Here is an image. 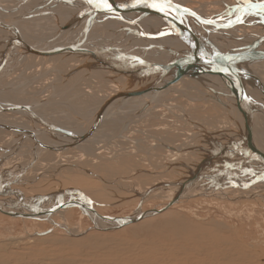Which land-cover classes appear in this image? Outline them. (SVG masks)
Wrapping results in <instances>:
<instances>
[{"label":"bare ground","instance_id":"1","mask_svg":"<svg viewBox=\"0 0 264 264\" xmlns=\"http://www.w3.org/2000/svg\"><path fill=\"white\" fill-rule=\"evenodd\" d=\"M14 1L15 0H0V62L2 61L0 64V153L3 155V157H0V212H4V214L9 213L14 218H38L36 220L44 218L54 221L52 218L53 215L64 214L67 212V210H69V206L66 207V202L68 201L71 206L76 204L81 209L82 216H87L92 220V225L95 229L101 228L110 231L113 229H120L121 227H124L132 222H137L141 219L143 220L145 218L156 216L162 212H165L169 207L174 206V204L178 203L182 198H186V195L188 196V194H190L192 191L199 193V190L194 187L202 183L209 184L207 190L210 191V193H212V190H219V195L221 192L223 197H227V194L224 191L227 189L224 187L225 185L236 187L242 186L236 190L241 193H249V196L246 195L245 197H254L253 199L261 197L264 201V193L262 192L264 191V187L261 186L264 185V145L262 144V142L264 143V140L260 141L256 139V136L258 135L257 131L260 129V126H264V77H262L261 74V72H264V27H262L261 30L256 29L257 25H260L258 22L261 23L260 19H262V22H264V8L261 7V5L264 4V0H238V2L232 0L235 2L234 7H225L224 10H218L214 15H204L202 11L200 13L197 9H188L186 7L180 9L179 11L174 8L175 11L171 14H178L182 16L185 18V22L178 18H170L171 16L168 17L164 13H150L146 15V11L143 10L146 8V6L143 2L141 3V0H110V2L119 3L131 9L136 7L134 8L135 10L131 12V16L129 18L132 19L129 21L123 19V15L118 9L115 10L113 8L112 11L104 10L107 12H102L101 8L100 10H96L95 8L97 7H95L94 4L90 5L87 0H59V4L57 6L55 5L56 3L53 2L55 3L53 4L54 7L56 6L53 10L54 12L47 9L50 5L45 7L46 9H38V11H35V8L40 6H37L34 0V5L36 6H33V11L35 12H28V15H24L23 13L25 12H22V14L19 12L21 11L20 9H25L28 7V0H21L17 5H14ZM145 1H148L149 3L154 2V0ZM180 1V3H177L176 1L171 0V3L173 5L185 3L183 0ZM41 2H38L37 4H40ZM48 3H46V5ZM29 4L33 5L32 3ZM43 4L45 3L40 5ZM15 6L16 8H22L15 12L14 15L11 13V16L15 17L8 20L7 17H4L3 13H6V11L11 10ZM199 8L203 10L205 6L202 5ZM183 9H187L189 11L185 12ZM47 15L48 17L49 15L53 16L54 20L50 21L48 18L45 19V16L47 17ZM167 15H169V13ZM256 17L261 18H258L257 20ZM39 18L43 20L41 21L42 23H47V25H38L37 22H33L34 20L39 21ZM133 19L137 20V22H135ZM116 20H121L124 24H127L126 26L131 27V29L125 28L120 31H129L134 33V36H129H132V38L130 41L128 40L129 42H127V45L134 40L132 43L135 44L139 41L138 45H141L139 47L142 48V45H146L142 38H148V40L155 39V42H157L155 45L158 46L157 48L159 52L162 51L161 54L165 56L164 59L166 61L164 62L163 59V62H157L158 60L156 61V59L153 57V54H151L153 57L152 59L150 54H148L149 51L146 50V48L144 49L146 50L145 52L142 50L144 54L139 55L133 53L134 51L132 53L123 52L124 50L120 47L123 46L125 49L127 48L125 45L120 44L121 46L118 47L115 43H113L115 45L110 44L111 46H109L107 43L108 40L106 38L107 35L104 34L103 36L100 29L105 27L110 31L112 28H117L119 23L117 24ZM247 20L248 22H245ZM139 21L143 23V26H147V23H152L153 26L158 23L162 26L159 28L160 25L157 24L161 32L150 33L144 29ZM208 21H212V23L218 25L219 27L217 28L220 29L214 30V27H212L211 23H208ZM133 23L139 27L140 31L142 29L147 33H139L135 26H133ZM239 27H243V30L246 29L249 30V32L257 33V35L253 36V33H251L253 37H251V39L248 38L249 40L247 42L239 44V48L237 49V51L241 50L240 53L243 54L250 53L249 55L251 58L242 61L239 59H233L232 62L230 59H224V55L228 58H232V51L234 50L235 52V49H233V46H230V50H223L221 48L222 42L217 38V33L231 32L233 35L230 34L232 37L230 40H235L237 37L235 36L234 32L239 30ZM187 28L193 31H191L193 37H191V34ZM120 31L117 30L119 33ZM129 32L127 33L129 34ZM210 41L215 45H213ZM250 46L253 49H251ZM137 47L138 46H136V48ZM130 49L132 48L130 47ZM126 50L127 49H125V51ZM140 54L142 53L140 52ZM145 55H147L149 58L144 57ZM208 55H214V58L210 60ZM162 58L159 60L162 61ZM72 61L78 62L77 67L73 70L71 69L65 71V68L71 65L69 62ZM91 76L94 78H87ZM86 82H91V85L89 84L91 88L87 87L90 89H86L85 87V89H83V87H79ZM96 83L102 85L103 87L97 86L98 84ZM65 84L69 86L68 89H70V91H62L60 94V89L63 85L65 86ZM201 86L204 88V91H198L195 93L194 89H201ZM224 87L225 89L228 88L230 92L222 90ZM103 88L110 89L108 91L111 92H108V94L105 91V93L96 91L97 89ZM42 89H48L49 92L56 90L58 93L53 97V99L47 102V100H45L46 93L42 91ZM82 89L90 95L98 94L97 100L100 102L111 99L106 102L109 104L112 103L113 107L116 109L120 107L119 110H114L115 112L110 116V119H115L111 125L117 122H122V126H125V122L131 120L133 117H139L141 121H144L145 118H151L150 116L153 114H150V112L153 111V109L159 108L168 111V109L172 107H179L177 104L174 105L176 100H174L172 104L165 103V96L162 98V95L167 94L166 90L171 89V92H180V94L184 95L187 99H192L196 97V95L202 96L203 92L205 96L206 92H210L212 94H210L211 97L203 96L202 98L217 99L219 104L217 106L224 111L226 110L228 114L229 112L231 113L232 120L235 122L236 128L239 127V131L237 133L234 132L235 134L233 132H230V134L228 133L229 138L237 137L238 139H235V143L231 142L230 144L220 145L218 147L216 146L217 148L214 151L211 149V153L206 156L204 161L196 164L195 168L192 170L190 169L189 173L186 174V177L183 176L184 178L182 180L179 179L180 182H177L179 185H177L175 191L173 189L172 193L170 191L172 188L170 187V183L166 184L170 185V190L168 191H170L171 195L168 197L169 201L159 209H154L148 212H137L127 215V217L123 216L124 218H108V220L106 219L107 221H105L99 217L98 213L91 205L90 197L86 195L80 188V190H74V192L69 190L67 193H65V195L70 194V198L67 196L65 197L66 202H59L60 200L58 202H54L57 199H54V201H49L45 198V200H43L44 204H39V200L25 197L26 195L24 191H22L20 188L11 186V182L19 184L25 180L32 172H34L36 169L34 167L37 166V164L39 165L41 163L43 165V162H41L42 158L49 161L52 156L56 157V152L52 150H68L70 153L68 154L70 159L72 158V160L74 159L79 162L81 158H84V163H91L93 166H95L97 164L95 163L96 161L100 162V158H105L104 155L107 154V151H110L108 150L110 147L115 149L119 148L117 147V144L120 140L123 141L122 138H126L128 140L130 138L129 131L132 130L131 128H129L123 133L121 137L118 138L113 137V127H109L110 123H108V126L99 128L100 124H103L104 122V117L107 115V113H104V117L102 118L104 111L101 109V107L96 108V112L91 114L88 119V110L86 106L91 104L94 107V105L92 101L87 100L88 97L85 96V92H83ZM93 89L96 90L93 91ZM121 89L128 91L124 94L125 96L129 94L127 99L122 97ZM114 94L118 95L115 97ZM113 96L114 99H112ZM140 98L142 99L137 101V99ZM192 100L194 101L192 104H195V100ZM200 106H197L196 109H198ZM107 109L108 112H113L111 106H107ZM54 111H56V114L53 113ZM173 112L174 111L172 110V113ZM186 113V110H184V113L180 112L178 117H180V119L182 118V120L186 119L188 115ZM50 118L52 119L49 123V127L42 125L41 122ZM191 120H193V118ZM232 120L229 121L232 123ZM149 121L150 120H148V124ZM76 124H79L81 127H85L86 130L83 132L84 134L80 132L78 127H75ZM195 124H197V122ZM197 126H199V129L202 133L206 135H212V131L207 130L206 127L204 128L200 125V123L197 124ZM137 127H140L139 123L135 125V129ZM101 130L102 136L100 137L99 134ZM148 130H150V128ZM261 130H263V128ZM137 131H139V129ZM222 131L215 130L219 136H224L225 133ZM142 133L144 132L142 131ZM150 133L151 132H149V134ZM154 135H156V133ZM224 137L228 139L227 136ZM202 138L200 137V140ZM136 139L138 138H135V140ZM203 139L201 141H203ZM193 140L194 139H192L191 142H189V140L188 142L191 144ZM224 142L226 143V141ZM138 143L135 144L138 146ZM185 143L187 142H184V144ZM181 147H183V145ZM185 148L183 147L182 149ZM207 149L210 150L209 148ZM181 150H179V152ZM205 150L203 151L205 152ZM114 153L116 152L114 151ZM195 153L199 152L196 151ZM248 153H250L249 157L247 155ZM186 154H188V152ZM193 156L194 155H192V157ZM112 158L115 157L112 156ZM181 158H183V155H181ZM225 158L226 162H231V165L234 164L232 161L237 160L235 161V164L230 167L231 169L234 167V169L238 168L236 172L233 169L232 173L230 174L233 176H231V179H234L235 181L238 180L236 182L237 184L234 181L232 182L228 176L227 179H224L219 177L217 174L218 171L222 169L224 165H226V162H223ZM196 160L197 159H195V161ZM81 161L83 160L81 159ZM220 161H222V165L219 166ZM183 162L187 163L185 161ZM184 163L181 165H185ZM193 163H195L194 160ZM217 163H219L218 166L216 165ZM250 164L253 166L252 170H249V168H251ZM243 165L246 168V173L243 171ZM54 167L57 166L54 165ZM212 167H216L217 169H213ZM225 171L228 173V170ZM241 171L242 177L245 180L241 179ZM235 176H237V179ZM159 180L161 183L163 182L161 178H159ZM215 181L221 182L219 184L222 187L218 185V187L213 189L212 183ZM229 181L232 183L227 184ZM157 183H155L156 186L154 188H151L150 190L147 188V194L156 189H159L158 191H160V188H162L165 184ZM199 188H201V186ZM216 193L217 192H213L214 195ZM202 194H204V191ZM205 194L207 195V192ZM209 195L212 194H208L207 196ZM236 196L238 198L240 197L239 194ZM192 197L194 196L192 195ZM237 197L234 198L237 199ZM227 198L233 199L230 196ZM45 202H47V204ZM63 219L68 223V219L64 217ZM164 222L169 223L170 220H165ZM67 223L60 224L66 228V231L69 234L82 235V232L85 231L81 229V226H78L77 228H71L69 223ZM197 229L199 228L197 227ZM175 234L179 238L177 240L178 242L175 243L176 246L169 244L173 240L171 242L168 241L169 243L166 240H163L166 247H162L160 244H157L158 253L160 249L166 252H171V250L175 252L177 244H180L182 241L178 236L181 234ZM188 236L189 235L184 237L187 238ZM14 243L15 242H13V244ZM203 245L200 246L202 247ZM239 247L242 248L241 250H243L244 253H247L250 256V258L247 257V259H250L249 262L252 264H258L256 259L257 257L254 253L250 254L248 250L243 248V245ZM190 248L191 247L188 249L190 250ZM153 249L155 250V248ZM194 251H196V249ZM231 251L232 249L229 247L224 253H229V258L231 257L229 262L234 263L233 260L236 261L239 259L235 258L237 253L234 254L231 253ZM147 253L148 256L146 257V260L150 259L151 256L149 249L147 250ZM211 253L214 255L213 252ZM140 254L142 253L140 252ZM132 257L134 258L135 255L129 257V261L133 264H136V262L132 261ZM224 257L223 261L226 263L227 261L224 259L227 257ZM254 259L255 262L253 263ZM159 260L160 261L158 263L156 262L154 264H166L170 261L169 257H161ZM121 262H123L122 259ZM139 262L142 264L141 261Z\"/></svg>","mask_w":264,"mask_h":264},{"label":"rangeland","instance_id":"2","mask_svg":"<svg viewBox=\"0 0 264 264\" xmlns=\"http://www.w3.org/2000/svg\"><path fill=\"white\" fill-rule=\"evenodd\" d=\"M15 1H14V5L15 4L17 5L20 3L21 0L19 1L15 0ZM41 1L35 0V3L37 6L38 5L40 7L43 6L41 8L34 7L35 11H38V9L43 10L45 7H48L49 5L50 6L47 9L53 11L54 8L59 4V0H54V1L43 0L44 2L43 1L41 2ZM63 1H66V0H63ZM174 1H176L177 3L181 2L180 0H174ZM183 1L185 3H182V4H185L194 10L197 9L199 10L200 13L202 11L204 15H214L217 13L218 10L222 11L224 10L225 7H228V6L234 7L235 5L234 4L235 2H233L234 0L233 1L232 0H190V1L183 0ZM235 1L238 2V0H235ZM38 2H41L40 4L42 3H45V4L40 5V4H37ZM53 2H55L56 4ZM27 3H28V7H26L25 9H23L22 7L16 8L15 6L12 8L14 10L11 9V10L6 11V13H3L4 17H7L8 20L14 18L15 16H11V13L14 15L15 12L19 11L20 8L22 9H20L21 11L19 12H21V14L22 12H25L23 13L24 15H28L29 14L28 12H35L33 11L34 10L33 6H36L34 5L35 4L34 0H30V1L28 0ZM29 3H32L33 5H30ZM46 3L48 4L46 5ZM53 4H55L56 6L54 7ZM202 5L205 6L203 10L199 8ZM50 8H53V9H50ZM47 18L50 21L54 20V17L50 15L49 17L48 15L47 17L45 16V19ZM256 18L258 20V18L260 19L261 17H256ZM41 21L43 20L41 19L39 21L34 20L33 22L34 23L37 22L38 25H41V24L43 26L47 25V23H42ZM116 21H117V24L119 23L118 24L119 26L117 28H112L110 31L109 29L107 30V28L105 27L103 29L102 28L100 29L103 36L104 34L107 35L106 38L108 41L107 40L106 41L109 46H111L110 44L112 45L116 44L118 47L121 45H125L127 47L125 48L127 49L126 51L123 48V46L120 47L124 50L123 52L132 53L134 51L133 53H136L139 55H143L144 52L148 50L149 51L148 54H150V57L152 59L154 57L156 61L158 60L157 62H163V59L165 58V56L161 54L162 51L159 52L157 48L158 46L155 45V43H157L155 42V39H152V40L150 39L151 40L150 41L148 40V38H146L148 40L147 41L145 38L139 37L144 40L147 46L142 45V48H143L142 49L141 47H139L141 45H138L139 41L133 44L132 43L134 41L133 40L130 43H128V45L130 44L128 47L127 42L131 40L132 36H134V33L129 32V31H126V32L120 31L125 28L131 29V27L126 26L127 24H124L121 20H116ZM141 21L139 22L143 26V23ZM245 22H248V20ZM260 22L261 23L258 22V24L260 25H257V28H256L258 30H261V28L264 27V22H262V19H260ZM157 24L153 26L152 23H147L146 25L147 26L149 25V26L147 27L144 25L143 27L150 33H158V32H161L159 28L162 26L158 24L160 25L158 28ZM147 28H150V29H147ZM117 30L120 31L121 35L119 32H117ZM127 32H129V34ZM228 33L229 32H226V33L218 32L217 33L218 34L217 38L222 42L221 48L227 51L230 50L231 48L230 46H233V49L237 50L239 48V44L247 42L249 40L248 38L251 39V37L257 35V33L249 32V30H246V29L243 30V27H239V30H236V32H234L235 36L237 37L235 38V40H230L232 39L231 35L233 34H231L230 32L228 36ZM251 33H253L252 34L253 36L251 35ZM241 34L242 35L244 34V35L242 36ZM130 35L132 36L129 37ZM110 36L111 37L113 36V37L111 38ZM117 36L119 37L116 38ZM125 40H126V43H125ZM211 43L215 45L213 42ZM148 45H150L151 47ZM136 46H138L141 50L138 47L136 48ZM130 47L132 49H130ZM145 48L146 50H144ZM140 52L142 54H140ZM151 54H153V57ZM144 57H148V56L145 55ZM161 58H162V61L159 60ZM165 61L166 60L164 59V62ZM1 63L2 61L0 62V64ZM69 63H71V65L66 67L65 71L75 69L78 64V62H75V61H72ZM261 74H262V77H264V72H261ZM87 78L90 79L94 77L91 76ZM86 83H85L86 85L83 84L82 86H79V87H83V89L85 88L90 89L91 86H89V84L91 82H86ZM65 86L63 85L62 88L63 87L64 88L60 89V94L62 93V91L63 92L70 91V89H68L69 86H67L66 84ZM97 86H102V85L98 84ZM87 87H90V88H87ZM202 88L203 87L201 86V89H198V88L194 89V92L197 93L198 91H204V88L203 89ZM83 89L82 91L85 92V96L88 97L87 100L92 101L94 105V107L91 104H88L86 106L88 110V119L91 116V114L96 112V108L101 107V109L104 111L102 114V118L104 117V113H107V115L104 117V122L103 124H100L99 128H102L103 126H108V123H110L109 127L110 128L113 127L112 132H113L114 138L121 137L124 132H126L129 128H131L132 130L129 131L131 139L129 138L128 140L126 138H122L124 142L122 140L118 142L117 147L119 148L115 149L113 147L112 148L110 147V149H108L110 151H107V154L104 155L105 158L104 159L100 158V162L96 161L95 163L97 164L95 166H93L91 163L90 164L84 163L85 161L84 158H81L83 161H81L80 159L79 162H77L74 159L72 160V158L70 159L68 156V154H70L68 150L67 151L65 149L52 150L56 152V157L52 156L49 161L44 160L41 157L42 158L41 162H43V165L45 164L44 167L41 163L39 165L37 164V166L34 167L36 168L34 172H32L21 183L17 184V183L11 182V186L20 188L22 191H24L26 195L25 197L29 199L33 198L34 200H39V201L40 200L43 201L46 198L49 201H52V200L54 201V199H57L54 202H58L59 200H60L59 202H66L65 197L67 196L68 198H70L69 197L70 194L65 195V193H67L69 190H72L74 192V190L82 189L84 193L90 197L91 205L93 206L95 211L98 213L99 217L105 221H107L108 218L109 219L124 218V217H127V215H131L137 212H148V211L163 207L165 203L169 201L168 197L171 195L170 191L172 193L173 189L175 191L177 188V185H179L178 184L180 182L179 179L182 180L184 177H186V174L189 173V170L190 169L192 170L193 168H195L196 164H198L199 162L204 161L206 159V156L209 153H211L212 150L214 151L220 145L230 144L231 142L235 143L236 142L235 139L236 140L238 139L237 137L229 138L230 132L237 133L239 131L238 129L239 127L236 128V124L232 120L231 113L229 112L228 114L226 110L224 111L223 109L219 108L217 106L219 105L217 99L202 98L204 96V92L202 93V96L196 95V97L192 98L196 102L195 104H192L194 101L192 99H187L184 95H181L180 92L178 93L171 92V89L166 90L167 94L162 95V98L163 96H165L164 97L165 103L172 104L174 100H176L174 105L177 104L179 105V107L177 106L172 107L168 109V111L165 109H159V108L153 109V111L150 112V114L151 113L153 114L150 116L151 118H147V119L145 118L144 121L143 120L141 121L139 117H133L131 120L125 122V126H122V122H117L111 125V123H113L115 119H110V116L115 111L119 110L120 107L116 109L113 107L112 103L109 104L106 102L111 99L100 102L97 100L98 94L90 95ZM94 90L96 89H93V91ZM108 90L110 89L103 88V89H97L96 91L100 93L111 92ZM222 90H226L230 92L229 89L228 88L225 89V87ZM42 91L46 93L45 100H47V102L53 99V97L58 93L56 90L53 92H49L48 89H42ZM126 92L128 91H125V89H121V95L124 99H127L129 97V94L127 96L124 95ZM206 93L204 97L206 96L211 97L212 94L210 92H206ZM117 95L118 94H114L115 97ZM114 96L112 99H114ZM167 97H170V98H167ZM197 97H200V98H197ZM141 99L142 98L137 99V101H140ZM198 99L201 101H199ZM196 105L197 106L202 105V106L199 107L200 109L199 108L196 109L197 107ZM107 106H111L113 112H108ZM179 108H182V109H179ZM172 110L174 111L173 112L174 114L172 113ZM184 110H186L187 112L186 114H188L190 117L187 115L186 119L182 120V118L180 119L178 115L180 112L184 113ZM53 113L56 114V111H54ZM192 118L193 120H191ZM51 119L52 118L44 120L43 122H41L42 125L49 127V123ZM224 119L227 121V124ZM148 120H150L149 124H148ZM229 120H232V123ZM195 121L197 122V124L200 123V125L203 126L204 128L206 127L207 130L212 131L213 136L210 134L206 135L202 133L201 130L199 129V126L195 124L196 123ZM137 123L140 124V127L136 128L137 130L139 129V131L135 129V125ZM155 125L157 126L159 125V126L157 127ZM75 127H78L80 129V132L84 134L83 132L86 130L85 127H81L79 124H76ZM149 128L151 131L148 130ZM262 128L263 130H261ZM215 130L216 131L223 130L222 132L226 134V135L224 134V136H227L228 139L225 138L223 135L219 136V134L216 133ZM259 130L263 132L261 133ZM259 130L257 131L258 135L256 136V139L262 141L264 140V126L261 125ZM142 131L144 133H142ZM148 131L151 133L153 132L152 135L151 133L149 134ZM155 133L156 135H154ZM99 136L100 137L102 136V130ZM230 136H233V135H230ZM200 137L201 138L205 137L206 139L204 138L205 139L204 140L202 138L203 141H201L202 139L200 140ZM135 138H138V139L135 140ZM192 139L194 140L190 144L189 142H191ZM137 140L139 141V143ZM183 141L187 143L184 144ZM205 141H208V142H205ZM210 141L212 142V144ZM224 141H226V143ZM135 143L136 144L138 143V146ZM188 143H189V146L191 145L190 147L188 146ZM262 144L264 145L263 142ZM182 145L184 148L185 147L186 148L182 149L183 148L181 147ZM201 145L203 146L205 145V146L203 147ZM206 147L209 148L210 150H208ZM179 148H181L182 150ZM177 149L181 151L179 152V150ZM189 149L191 151V154H190ZM202 149L203 150L206 149L205 152ZM111 150H114L116 153H114V151H111ZM196 151L199 153H195ZM185 152L186 153L188 152L189 156ZM1 154L2 153H0V157H3V155ZM181 155H183V158H181ZM192 155H194L195 157L194 156L192 157ZM247 155L249 157L250 153H248ZM112 156H114L115 158H112ZM195 159L197 160L195 161ZM193 160L195 163H193ZM183 161L187 163H184ZM235 161H232V162L235 164ZM223 162L224 163L226 162V158L223 160ZM180 163L181 164L184 163L185 165H181ZM221 163L222 161H220V164L217 163L216 165L218 166L219 164L220 166L222 165ZM229 163H230V166H229ZM234 164L231 165V162L227 161L226 165H224V167L218 171L217 173L218 176L224 179H227V176H228V178L231 179L233 176L230 174L232 173V170L235 167L233 169H231L230 167L233 166ZM54 165L57 167H54ZM250 166L251 168H249V170H252L253 166L251 164ZM246 167H249V166H246ZM229 168H230V172H229ZM242 168H243V171L245 172L246 168L244 165ZM213 169H217V168L214 167ZM237 169L238 168L234 169V171L236 172ZM225 170H228V173ZM240 176L242 177V171H241ZM235 177L237 179V176ZM159 178H161V180L163 181L162 183L159 180ZM157 179L159 182L157 181ZM241 179L245 180L243 179V177ZM231 180L232 182L234 181L235 183L238 181V180L235 181L234 179H231ZM232 182L229 181L227 184L232 183ZM155 183L157 184L165 183V184L163 185L162 188H160L161 189L160 191H158L159 189H156V190H153L151 193L147 194L148 190L156 186ZM169 183L171 186L166 185ZM219 183L221 182H218V181L213 182L212 188L215 189V187H218V185H220ZM169 186L172 187L171 190L169 189ZM200 186L201 188H199ZM261 186L264 187V185H261ZM208 187H209V184H205V183L198 184V186L194 188H197L199 190L198 191L199 193L192 191L190 194H188V196L186 195V198L185 197L182 198L178 203L174 204V206L169 207L168 210H166L165 212H162L156 216L145 218L143 220L141 219L137 222H132L130 224H127L124 227H121L120 229H113L110 231H107L101 228L95 229L92 225L93 224L92 220L87 216L86 217L82 216L81 209L76 204L71 206V204H69L68 201L66 202V207L69 206L68 207L69 210H67V212L64 214L53 215L52 218L54 221L44 219V218L39 219L40 221L36 220L38 218L36 219H31V218L23 219V218H18V217L14 218L9 213L4 214V212H0V264H113V263L114 264H117V263L118 264H124V263L133 264L129 261V257H131L132 255H135L134 258L132 257V261L136 262V264H140L139 261H141L142 264H145V263L154 264L156 262L158 263L160 261L159 258L161 257H166V258L169 257L170 261L167 263L165 262L166 264H183V263L184 264L185 263L186 264H248V263L252 264L251 262H249L250 259H247V257L250 258V256L247 253H244V251L241 250L242 248L239 247L241 245H243V248L245 250H248L250 254L251 253L255 254V256L257 257L256 259L258 261L257 262L258 264H264V201L263 199L261 197H258L255 199H253L254 197L253 198L245 197L249 193H244V192L241 193L236 190L242 186H239V187L230 186V185L224 186L225 188L228 189V190L227 189L224 190L225 193L227 194L226 196L227 197L230 196L233 199H228L227 197H223V195H221V192L219 195V190H216V191L212 190V193H210V191L207 190ZM220 187L222 186L220 185ZM203 191H204V194H202ZM206 192H207V195L208 194H212V195L207 196L205 194ZM213 192H217L218 194L216 193L214 195ZM262 192L264 193V191ZM238 194L241 198L240 197L238 198L236 196ZM192 195L194 197H192ZM234 197H237V199ZM39 201H38L39 204H44V201L43 202L42 201L39 202ZM45 203L47 204V202ZM63 217L68 219V223L71 228L73 227L77 228L78 226L79 227L81 226V229L83 231L85 230L84 232H82L83 234L82 235L81 234L79 235L69 234L66 231V228L62 225V224L67 223V221L64 220ZM165 220H170L171 224L170 222L169 223L164 222ZM197 227L199 229H197ZM191 231L192 233L190 234ZM175 233L181 234L178 236L182 240L180 244H177V247H176L177 250L175 248V252L173 250H171V252H166L160 249L158 253L157 244H160L162 247L163 246L166 247L163 240H166L167 242L168 241L171 242L173 240L172 242L174 244L172 242L171 243L168 242V243L176 246L175 243L178 242L177 240L179 238L176 236ZM187 235H189L187 238L184 237ZM192 235H194L195 237ZM197 239H200V240H197ZM214 239L216 242L214 241ZM13 242L15 243L13 244ZM191 245H194V246H191ZM200 245H203V246L201 247ZM183 247L186 249H184ZM189 247H191L190 250L188 249ZM229 247L232 249L231 253H234V254L237 253V256L235 258L239 259L236 261L233 260L234 263L229 262L231 258V257L229 258V253H224L225 250L228 249ZM153 248H155V250ZM148 249H149V252L151 253V256H150V259L146 260V257L148 256V253H147ZM195 249L196 251H194ZM178 251H179V254H178ZM140 252L142 254H140ZM211 252H213L214 255H212ZM224 256L227 258H225ZM240 256H243V257H240ZM223 257L225 258L224 260L227 261L226 263L223 261ZM121 259L123 262H121ZM254 262H255V259L253 260V263Z\"/></svg>","mask_w":264,"mask_h":264},{"label":"water","instance_id":"3","mask_svg":"<svg viewBox=\"0 0 264 264\" xmlns=\"http://www.w3.org/2000/svg\"><path fill=\"white\" fill-rule=\"evenodd\" d=\"M144 3L145 4V6H146V8L145 9H143L144 11H146V15H148V14H150V13H155V14H160L161 12L160 11H158L157 9H155V8H152V7H150L149 5L151 4V3H149L148 1H145V0H141V3ZM262 2V1H261ZM260 2V3H261ZM110 3H112V5H113V8L116 10V9H118L119 10V12L123 15V19H126V20H130V19H132V18H129L130 16H131V12H133L135 9L134 8H136V7H134V8H129V7H127V6H124V5H121V4H119V3H115V2H110ZM178 6H180V9H182V8H184V7H186V8H188V9H191V7H188L187 5H185V4H180V5H178ZM96 10H100V8L98 9V8H95ZM101 10H102V12H107V11H104V9L103 8H101ZM174 11H175V9L173 8L170 12H169V15H166V16H168V17H170V18H178V19H181V21H183V22H185V18H183L182 16H180V15H178V14H171V13H174ZM111 13H113V12H111ZM125 15H126V17H125ZM133 20H135V19H133ZM135 22H137V20H135ZM133 26H135V28L137 29V31L139 32V33H141L142 34V32L143 33H145L146 31H144V30H142L141 29V31H140V29H139V27H137L136 26V24L135 23H133ZM211 26L212 27H214V30H218V29H220V28H217V27H219L218 25H215L214 23H211ZM189 27V26H188ZM186 29V28H185ZM187 30H189V32H190V34H191V37H193L192 36V33H191V31L192 30H190V29H188L187 28ZM193 32V31H192ZM147 33V32H146ZM250 48L251 49H253L251 46H250ZM241 51V50H240ZM240 51H237V50H235V52H234V50L232 51V58H228V57H226L224 54V59H230L232 62H233V59H239L240 61H242V60H246V59H249V58H251L250 57V53H246V54H243V53H240ZM209 57H210V60H212L213 58H214V55L213 56H210V55H208ZM218 57V56H217ZM226 73V72H225Z\"/></svg>","mask_w":264,"mask_h":264},{"label":"snow or ice","instance_id":"4","mask_svg":"<svg viewBox=\"0 0 264 264\" xmlns=\"http://www.w3.org/2000/svg\"><path fill=\"white\" fill-rule=\"evenodd\" d=\"M87 2L90 5L94 4L95 7L97 8H103L104 10H107V11L113 10V5L112 3H110V0H87ZM149 6L157 9L158 11H160L161 13H164L165 15H167L173 8L177 9V11L180 10V6L173 5L171 3V0H154V2L151 3ZM261 7L264 8V4H262ZM183 11L187 12L189 10L183 9ZM208 23H212V21H208ZM161 34H164V33H161Z\"/></svg>","mask_w":264,"mask_h":264}]
</instances>
